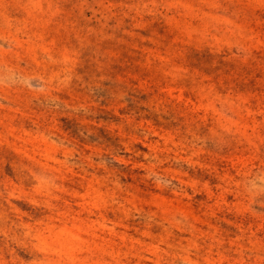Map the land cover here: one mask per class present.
Returning <instances> with one entry per match:
<instances>
[{"label": "rangeland", "instance_id": "rangeland-1", "mask_svg": "<svg viewBox=\"0 0 264 264\" xmlns=\"http://www.w3.org/2000/svg\"><path fill=\"white\" fill-rule=\"evenodd\" d=\"M0 264H264V0H0Z\"/></svg>", "mask_w": 264, "mask_h": 264}]
</instances>
